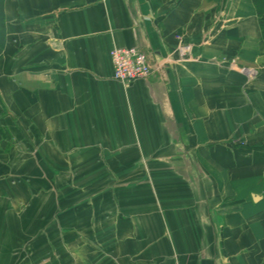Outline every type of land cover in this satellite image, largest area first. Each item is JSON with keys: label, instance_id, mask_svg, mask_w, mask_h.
I'll use <instances>...</instances> for the list:
<instances>
[{"label": "crops", "instance_id": "crops-1", "mask_svg": "<svg viewBox=\"0 0 264 264\" xmlns=\"http://www.w3.org/2000/svg\"><path fill=\"white\" fill-rule=\"evenodd\" d=\"M2 7L0 264H264L253 0ZM131 47L151 73L125 86Z\"/></svg>", "mask_w": 264, "mask_h": 264}, {"label": "built area", "instance_id": "built-area-1", "mask_svg": "<svg viewBox=\"0 0 264 264\" xmlns=\"http://www.w3.org/2000/svg\"><path fill=\"white\" fill-rule=\"evenodd\" d=\"M181 39V36H178ZM189 46H180L179 52L184 56L189 51ZM113 63V79L122 85L128 86L133 81L146 78L151 73V67L145 53L138 48H114L111 53ZM252 73V70L244 69Z\"/></svg>", "mask_w": 264, "mask_h": 264}, {"label": "trees", "instance_id": "trees-1", "mask_svg": "<svg viewBox=\"0 0 264 264\" xmlns=\"http://www.w3.org/2000/svg\"><path fill=\"white\" fill-rule=\"evenodd\" d=\"M259 17V24L264 39V0H253ZM3 7L2 0H0V18L2 17Z\"/></svg>", "mask_w": 264, "mask_h": 264}]
</instances>
